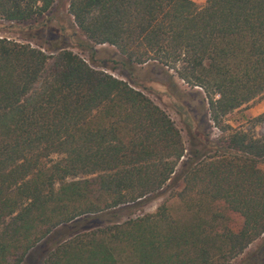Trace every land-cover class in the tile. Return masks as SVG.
<instances>
[{
  "label": "trees",
  "instance_id": "obj_1",
  "mask_svg": "<svg viewBox=\"0 0 264 264\" xmlns=\"http://www.w3.org/2000/svg\"><path fill=\"white\" fill-rule=\"evenodd\" d=\"M55 1L0 0V20L44 26ZM66 11L91 61L105 43L128 72L159 66L201 90L217 133L185 116L183 138L133 81L63 37L39 46L0 36V264L159 194L153 212L66 233L40 264H227L259 238L238 264H264V137L225 119L264 101V0H67Z\"/></svg>",
  "mask_w": 264,
  "mask_h": 264
},
{
  "label": "rangeland",
  "instance_id": "obj_2",
  "mask_svg": "<svg viewBox=\"0 0 264 264\" xmlns=\"http://www.w3.org/2000/svg\"><path fill=\"white\" fill-rule=\"evenodd\" d=\"M197 6L203 4L204 0H192ZM67 0H56L50 9V19L44 26L39 27H21L10 25L8 22L0 20V36L13 38L17 41L28 42L32 45L45 46L47 40L60 41L62 37L65 39L64 45L68 46L73 52L80 54L84 59L91 62L97 68L126 81H133L134 84L145 95H147L154 103L162 108L173 124L180 130L183 138L185 135V126L183 118L187 116L192 124V127L209 132L215 135L217 131L212 128L206 121L205 102L201 90L198 88H189L180 80L169 77L165 70L159 66L143 64L135 66L129 72L117 64L118 55L115 49L108 44L94 45V53L91 55L92 61L89 59V51L87 49L80 50L75 46L73 37L79 38L82 36L75 29L71 22V17L66 11ZM75 31V34L72 32ZM68 34V37L67 36ZM169 88H172L169 89ZM264 110V101L261 97H255L246 104L236 110L230 112L226 117V122L231 126H240L249 128L257 137H264V118L261 121H255L253 118ZM257 166L264 171V162L257 163ZM163 200V195L149 196L147 199L139 202L136 205L119 206L109 211L102 213L100 216L94 217L91 220L79 221L76 224L67 228H60L54 233H51L39 240L25 254L21 264H40L42 257L48 247L58 241L66 233L71 231L85 229L90 226L101 225L109 222H120L127 217H133L141 213L153 212L156 205ZM175 201L168 203L173 209L176 205ZM173 211V210H172ZM261 238L255 240L246 247V249L237 257L230 260L227 264H238V261L248 252L255 250L261 242ZM262 250V251H261ZM260 250L257 257H264V248Z\"/></svg>",
  "mask_w": 264,
  "mask_h": 264
}]
</instances>
